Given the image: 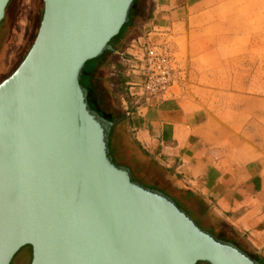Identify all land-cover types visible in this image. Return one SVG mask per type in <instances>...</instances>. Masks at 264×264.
Instances as JSON below:
<instances>
[{
  "label": "water",
  "instance_id": "95a60500",
  "mask_svg": "<svg viewBox=\"0 0 264 264\" xmlns=\"http://www.w3.org/2000/svg\"><path fill=\"white\" fill-rule=\"evenodd\" d=\"M9 0H0V21ZM35 38L0 82V264H259L109 156L112 123L80 83L134 0H42Z\"/></svg>",
  "mask_w": 264,
  "mask_h": 264
},
{
  "label": "crops",
  "instance_id": "0c3cea01",
  "mask_svg": "<svg viewBox=\"0 0 264 264\" xmlns=\"http://www.w3.org/2000/svg\"><path fill=\"white\" fill-rule=\"evenodd\" d=\"M136 28L162 35L186 78L111 125L109 150L119 154L127 136L264 255V0H134L110 51L83 66L95 101L97 71Z\"/></svg>",
  "mask_w": 264,
  "mask_h": 264
},
{
  "label": "rangeland",
  "instance_id": "374dc122",
  "mask_svg": "<svg viewBox=\"0 0 264 264\" xmlns=\"http://www.w3.org/2000/svg\"><path fill=\"white\" fill-rule=\"evenodd\" d=\"M42 12V0H9L6 6V13L0 21V80L12 72L17 64L24 58L37 33ZM124 28L121 31H123ZM139 29L140 28H136L131 31L129 35L125 36V40L122 43L123 48L128 46L133 38L142 33V30L139 31ZM121 33L122 32H120V34ZM95 59L96 58L87 60L85 62V67ZM117 59V55L113 53V57H110L105 63L103 62L100 70L97 71V76L100 78L103 87L101 89V94L98 97V108L105 117L112 119L123 117L124 114L123 106L121 104L123 86L116 89L115 85L108 79L110 76H107L108 71H110L113 66L110 67L108 62L110 61L113 64L114 62H117ZM116 75H118V73ZM120 135V149L122 148L123 152H120L121 154H114V162L129 167L133 170L132 172L134 174H137L140 178H146L147 181L154 176V178L160 179V185L168 188V182L165 181L164 178H161L163 173L158 167V164H156L155 161L152 163L151 159L138 152V149L131 145L127 136L123 134ZM215 217L216 216L214 215V217L210 216L209 218H206V225H213L216 231L220 233L225 232L221 231L217 222L213 219ZM239 238L247 244L244 237L239 236ZM247 246L251 248L248 244ZM30 261L31 251L29 246L25 245L15 253L10 264H30ZM196 264L207 263L199 261Z\"/></svg>",
  "mask_w": 264,
  "mask_h": 264
},
{
  "label": "built area",
  "instance_id": "2783aa9c",
  "mask_svg": "<svg viewBox=\"0 0 264 264\" xmlns=\"http://www.w3.org/2000/svg\"><path fill=\"white\" fill-rule=\"evenodd\" d=\"M161 36L143 30L124 50L115 51L120 69L111 65L109 75L118 73L123 79L121 104L127 117L131 107L159 104L173 96L175 87L184 84L186 69Z\"/></svg>",
  "mask_w": 264,
  "mask_h": 264
},
{
  "label": "trees",
  "instance_id": "16d2710c",
  "mask_svg": "<svg viewBox=\"0 0 264 264\" xmlns=\"http://www.w3.org/2000/svg\"><path fill=\"white\" fill-rule=\"evenodd\" d=\"M129 13H130V11H129ZM127 22L124 23L122 25V27L120 28L119 32L114 37H112L110 39V41L108 42V45H109L108 49L104 50L103 53L98 57H101L107 51H110V48H111L110 42L112 40H114L115 37H117L120 34L121 30L127 24ZM122 50H124L123 47H121V49L117 50V51H122ZM113 53H115V52H113ZM108 64L110 66L111 65L116 66V68L118 70L120 69V67L117 65V62H114L112 64L109 61ZM109 81L115 85L116 89L121 88L123 86V79H122V77H120V74L115 75L114 77H110ZM80 83L84 87V85L82 84L81 77H80ZM85 89L87 90V102L89 104V107L92 110L96 111L101 117L110 121L112 123V125L114 123L121 122L123 119L127 118L124 111H123V113H124L123 117H118L117 119L105 117L103 115V113L98 108L99 107L98 99H97V101H95V99L91 98L89 90L86 87H85ZM122 152H123V149L121 148V153ZM138 152L142 153L145 157L149 158L144 152H142L140 150H138ZM109 156L114 161L115 156L112 154V152L110 150H109ZM151 162L153 163L154 161L151 159ZM156 164H158V163H156ZM118 165H120V164H118ZM125 167H127V166H125ZM158 167L160 168V170L163 173L161 175L162 176L161 178H164L165 181L168 182L167 183L169 185L168 188L163 187V185H160L161 184L160 179L154 178V176L149 181H147L146 178H140V176H138L137 174H134L132 172L133 170H131L129 167H127V169L130 172L131 180L136 181L145 187L152 188V189H158L160 192L165 193L166 195L170 196L173 199V201L176 203V205L180 209L185 211L197 223V225L199 227H201L203 230L208 231L209 233L216 236L217 238H220L222 240H225V241L233 244L237 248L244 251L249 257L256 260L259 264H264V255L257 252L256 250L248 247L247 244L244 243V241H242L239 238L240 235L231 226L225 224L222 220H220L217 217H215L213 219H215V222H217V225L219 226L221 231H225V232L220 233V232L216 231V229L213 227V225L212 226H210L209 224L206 225V223H207L206 218H209L210 216L214 217V215L211 212V210L209 209L208 205H206V203L196 193H194L191 190L184 189L180 184L176 183L175 180L170 177L168 172L161 165L158 164ZM28 246H30V245H28Z\"/></svg>",
  "mask_w": 264,
  "mask_h": 264
},
{
  "label": "flooded vegetation",
  "instance_id": "af4514ba",
  "mask_svg": "<svg viewBox=\"0 0 264 264\" xmlns=\"http://www.w3.org/2000/svg\"><path fill=\"white\" fill-rule=\"evenodd\" d=\"M5 13H6V8H5ZM19 63H20V62H19ZM19 63H18V64H19ZM18 64H17V65H18ZM16 67H17V66H16ZM16 67H15V68H16ZM15 68H14V69H15ZM10 73H11V72H10ZM10 73H9V74H10ZM9 74H8V75H9ZM8 75H7V76H8ZM7 76H5L4 78H6ZM107 76H110V75H109V71H108ZM110 77H111V76H110ZM110 77H108L109 80H110ZM4 78H2V79L0 80V82H1ZM100 81H101V80H100ZM97 86H98V87H97L96 90H97V93H98V96H99V95L101 94V89H102L103 87L100 85V83H99V85H97ZM29 248H30V251H31V247H30V246H29Z\"/></svg>",
  "mask_w": 264,
  "mask_h": 264
}]
</instances>
